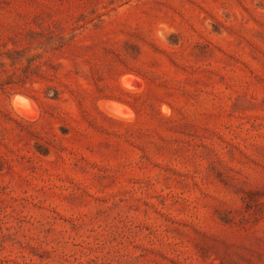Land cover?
Listing matches in <instances>:
<instances>
[{
	"label": "rangeland",
	"instance_id": "rangeland-1",
	"mask_svg": "<svg viewBox=\"0 0 264 264\" xmlns=\"http://www.w3.org/2000/svg\"><path fill=\"white\" fill-rule=\"evenodd\" d=\"M0 264H264V0H0Z\"/></svg>",
	"mask_w": 264,
	"mask_h": 264
},
{
	"label": "bare ground",
	"instance_id": "bare-ground-1",
	"mask_svg": "<svg viewBox=\"0 0 264 264\" xmlns=\"http://www.w3.org/2000/svg\"><path fill=\"white\" fill-rule=\"evenodd\" d=\"M131 79V78H130ZM133 81H134V79H132ZM136 83V82H135ZM23 115H25V116H27V117H31L33 114H31V113H27L26 112V110H25V112L23 111V112H21ZM21 115V114H20Z\"/></svg>",
	"mask_w": 264,
	"mask_h": 264
}]
</instances>
